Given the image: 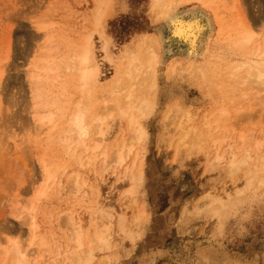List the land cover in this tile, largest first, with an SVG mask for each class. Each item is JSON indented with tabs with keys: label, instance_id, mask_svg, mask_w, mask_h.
Wrapping results in <instances>:
<instances>
[{
	"label": "rangeland",
	"instance_id": "rangeland-1",
	"mask_svg": "<svg viewBox=\"0 0 264 264\" xmlns=\"http://www.w3.org/2000/svg\"><path fill=\"white\" fill-rule=\"evenodd\" d=\"M103 1L0 0L1 61L9 42L14 49L0 90V264L23 260L16 247H27L33 235L38 241L46 240L47 246H28L36 251L25 264H74L71 257L64 262L60 255L68 243L59 219L68 212L86 230L95 227L94 219L109 226L111 249L98 250L94 264L108 256L110 264H119L117 258L126 264H264V181L259 182L264 179V104L256 99L258 87L247 89L252 103L243 105L240 93L230 95L234 83H224L221 93L213 96L205 86L195 84L188 73H170L172 62L186 56L185 46L168 40L167 25L159 19V10L154 9L152 0H111L112 12L102 27L97 25L96 17ZM247 3L251 23L259 34H264V0ZM214 7L222 15L219 2ZM223 8L224 16L232 22L226 6ZM207 13L212 17L215 37L219 26L213 10ZM40 24H46L48 29L38 31ZM103 29L110 39L109 58L103 49ZM51 34L56 36L57 45L46 44V37ZM86 34H91L95 42L102 86L112 80L120 63H127L123 57L126 47L139 49L149 34L159 38L162 47L157 89L148 97L153 109L143 118L148 137L134 146L125 164L113 162L106 171L101 166L79 170L71 151L60 139L63 129L50 134L37 127L29 81L32 60L44 54L57 62L68 61L71 45ZM231 54L228 51V58ZM240 56L233 55V59ZM45 88V102L49 105L46 111L55 112L58 117L71 112L77 99L75 90L53 84ZM223 94L230 95L226 98L230 113L214 130V136L209 137L206 119L218 109ZM174 104L182 105L187 109L184 112L189 111L192 116L191 120L183 117L184 128L175 119ZM126 128V121L115 116L106 136L107 145L115 148L123 138H130ZM184 138L188 142L186 148L180 147ZM216 138H228L222 151L232 146L226 162L232 153L249 162L242 164L233 176L224 163L211 166ZM136 159L145 163L144 180L135 194H129L133 183L124 173ZM255 167L263 172L250 190L238 192ZM46 170L57 174L58 181L48 195L40 196ZM75 171H80L86 180L76 194L67 185L69 175ZM228 194H237V201L229 203L220 214L207 211L210 197L226 198ZM99 207L105 216L99 214ZM142 210L147 219L141 228H134V216ZM120 217L135 233L142 230V236L132 241L122 230Z\"/></svg>",
	"mask_w": 264,
	"mask_h": 264
},
{
	"label": "bare ground",
	"instance_id": "bare-ground-1",
	"mask_svg": "<svg viewBox=\"0 0 264 264\" xmlns=\"http://www.w3.org/2000/svg\"><path fill=\"white\" fill-rule=\"evenodd\" d=\"M217 2L222 7V15L217 12V7H214ZM152 3L154 9L159 10V19L165 20L170 36L168 40L184 43L185 46L186 56L176 58V61L172 62L169 66L170 73H188L189 78L195 84L205 86L213 96L221 93L224 83H234L230 95L240 93L241 99H244L242 100L243 105L252 103V100L248 98L247 89L257 86L256 99L264 104V34H259L251 23L246 7L247 0H152ZM102 5L96 19L97 25L103 27L106 18L112 12L111 0L103 1ZM189 5H193L192 8L180 11L181 8ZM222 5L226 6V11L232 18V22L224 16L225 11ZM210 9L213 10L214 19L219 26L218 34L215 37H212V17L207 13V10ZM42 25H37L38 31L48 29L46 24ZM262 30L264 31V26ZM149 35L144 36V41L140 44L139 49L125 48L123 57L127 63H120L112 80L104 86L99 84L102 79V67L97 59L95 42L91 34H86L85 38L71 45L72 54L69 55L68 61L61 59L57 62L55 59L43 57L44 54L31 61L29 81L35 101L34 113L38 117L37 127L48 130L50 134H54L59 128L63 129L64 133L60 139L71 151L74 165L79 170L101 166L106 171L113 162L123 165L135 149L134 146L148 137V130L143 118L147 111L153 109V104L149 103L148 97L157 89L162 48L159 38ZM55 38L54 34L46 37V44L57 45ZM211 38H213L212 45H210ZM101 39L104 52L109 58L111 55L109 51L110 39L106 36L104 29L101 31ZM218 45L221 48H218ZM228 51L232 53L229 58ZM13 52L14 49L12 46L10 47L9 42L7 53L5 52L6 57L2 61L0 59V90L3 89ZM233 55L241 56L233 59ZM51 84L61 87L69 86L75 90L77 95L75 106L71 112L64 116L58 117L55 112L46 111L49 105L45 102V87ZM230 95L223 94L218 109L213 110L207 117L205 126L209 137L214 136V130L219 128V123L224 122L226 115L230 113L226 106V98H229ZM184 110L187 109L182 105L174 104L172 107V111H175V119L178 120L182 128H184L183 117L185 116L189 120L192 118L190 112H184ZM115 116H120L126 121V129L130 133V138H123L115 148H111L106 143V136L109 134L110 124ZM189 135L188 131L187 136ZM241 141L244 143V137L241 138ZM227 142L228 138L214 140L212 147L216 148V155L211 166L224 163L229 174L233 176L242 164L249 162L247 158L238 159L235 153H232L229 161L226 162L228 151L232 150L230 145L228 150L222 151V145ZM187 144V139L184 138L180 147L186 148ZM178 151L179 149H177ZM144 168V161L138 162L137 159L126 168L124 176H128L133 183L127 191L129 194H135L140 188L138 185L143 183ZM64 172L66 173L67 170ZM262 172L263 169L259 167L251 169L245 186L238 192L250 190L255 179ZM57 181L58 175L46 170V183L40 196L48 195L54 189ZM262 181L264 179L259 180V182ZM67 185L76 194L80 188L86 185V180L82 178L80 171H75L69 175ZM58 186H61V182L58 183ZM236 195L228 194L226 198L210 197L207 211L220 214L229 203L238 198ZM147 209L145 207V210ZM98 210L100 215L105 216L103 208L99 207ZM120 218L122 230L132 241L142 236V230L139 229L135 233L126 226L124 217ZM146 219V211H140L134 216L133 227L141 228ZM59 221L66 229L68 243L60 253L63 255L64 262L71 257L74 264H94L98 257V250L111 249L113 242L109 226L101 225L97 219L92 220L95 227L88 228V230L71 212L62 215ZM32 229L34 230V227ZM35 244L39 248L45 247L47 241L44 239L38 241L37 237L33 235L28 246ZM28 246L19 245L16 247V252L23 259L18 260L17 264H25L24 261H28V257L36 251ZM117 259L119 264H126L119 258ZM7 260L6 257L5 262ZM100 264H110L109 256L101 260Z\"/></svg>",
	"mask_w": 264,
	"mask_h": 264
}]
</instances>
